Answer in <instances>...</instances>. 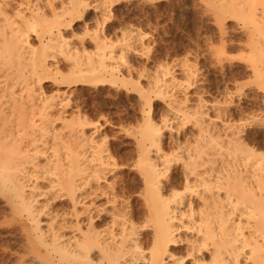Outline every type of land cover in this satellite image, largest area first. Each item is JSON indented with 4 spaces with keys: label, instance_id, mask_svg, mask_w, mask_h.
<instances>
[{
    "label": "bare ground",
    "instance_id": "bare-ground-1",
    "mask_svg": "<svg viewBox=\"0 0 264 264\" xmlns=\"http://www.w3.org/2000/svg\"><path fill=\"white\" fill-rule=\"evenodd\" d=\"M54 1L24 2L9 13L0 0V199L20 222L25 254L38 264H264V137L252 136L242 124L254 116L247 113L249 102L242 105L243 94L239 121L228 108L232 95L213 119L207 111L214 105L199 98L195 133L181 146L186 159L177 178L163 161L162 131L147 121L138 140L142 206L126 211L118 202L128 186L122 191L105 184L110 171L100 155L81 157L64 142L65 137L74 147L88 142L84 124L64 122L63 133H51L58 118H52L54 97L45 95L42 82L97 85L118 78L115 48L104 38L96 35L94 50L87 51L84 38H75L78 46L66 37L88 4ZM253 1L236 2L231 11L236 19L252 15L248 39L256 48L255 32L264 31V21ZM244 3H251L245 12ZM125 39L122 49L129 47ZM151 84L160 93L167 86L157 77ZM260 89L264 94V83ZM178 108L172 111H183ZM174 181L183 183L187 195L176 193ZM141 218L150 223L149 239L136 229Z\"/></svg>",
    "mask_w": 264,
    "mask_h": 264
},
{
    "label": "rangeland",
    "instance_id": "rangeland-1",
    "mask_svg": "<svg viewBox=\"0 0 264 264\" xmlns=\"http://www.w3.org/2000/svg\"><path fill=\"white\" fill-rule=\"evenodd\" d=\"M1 1L8 3L9 13L15 12L21 3H37V0ZM62 1L66 0H55L54 3L59 5ZM84 1L88 7L83 17L66 31V37L75 41V38H84L87 51L94 50L96 35L104 38L115 48L118 78L97 85L57 84L47 79L42 82V91L46 96L54 97L55 107L51 114L55 113L52 118L57 115L55 118L58 119L53 121L51 133H63L64 125L69 122L84 124L87 143L74 147L71 139L66 137L64 142H68L81 157L93 160L100 155L104 167L110 171L105 184L114 183L120 190L130 186V190L127 191V187L119 193L118 205L125 209L142 206L138 140L147 121L162 131L163 161L173 166L175 178L186 159L181 146L195 133L193 121L197 118L194 112L199 98L214 105L207 111L209 119L215 118L217 106L225 105L232 95L233 104L228 108L233 119L239 121V101L244 100L241 101L243 106L249 102L247 113L254 116L242 124L252 136L264 137V94L260 89L264 83V42L260 40L264 31L255 32L260 43L253 48L248 39L252 31V15L245 13L244 20L232 17L234 3L242 0ZM263 3L264 0H254L252 8L264 21ZM250 7L251 3H244V12ZM122 38L129 39L127 49L120 45ZM30 39L37 43L34 36ZM76 43L79 44L78 39ZM252 66L258 68L257 73ZM189 69L194 75L186 74ZM155 77L167 82L162 93L153 89L151 81ZM245 96L253 99L254 104ZM170 104L183 111L173 112ZM49 139L48 145L52 140ZM61 150L67 152L65 147ZM174 182L178 186L176 193L182 196L185 191L183 183ZM184 194L187 195L186 191ZM101 203L104 200L98 204ZM104 207L112 208L105 203ZM8 210L4 200L0 199V264H36L33 257L25 254V234L19 231V220ZM141 219L136 221V229L142 237L149 239L152 233L150 223ZM185 222H188L187 218ZM150 249V244L145 246V259L149 257ZM179 249L184 253L183 247Z\"/></svg>",
    "mask_w": 264,
    "mask_h": 264
}]
</instances>
